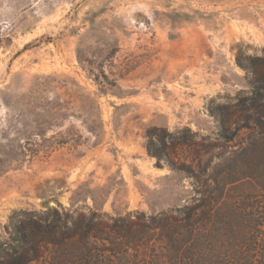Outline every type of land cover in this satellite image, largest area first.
Here are the masks:
<instances>
[{
	"label": "rangeland",
	"instance_id": "374dc122",
	"mask_svg": "<svg viewBox=\"0 0 264 264\" xmlns=\"http://www.w3.org/2000/svg\"><path fill=\"white\" fill-rule=\"evenodd\" d=\"M263 57L264 0H0V264L47 207L140 229L29 264H264L204 216L264 208Z\"/></svg>",
	"mask_w": 264,
	"mask_h": 264
},
{
	"label": "trees",
	"instance_id": "16d2710c",
	"mask_svg": "<svg viewBox=\"0 0 264 264\" xmlns=\"http://www.w3.org/2000/svg\"><path fill=\"white\" fill-rule=\"evenodd\" d=\"M238 65L244 70H251L253 76L249 80L252 96L247 101L251 102L254 108L264 107V103H260L264 101V57L250 60L248 65L238 60ZM258 123L261 127L264 126V123L260 119H258ZM223 130L225 131L226 128L223 127ZM198 208H193L186 214V219L189 218L188 223L192 225L182 230L190 237H194L196 229L193 226L197 225V220H190L192 217L198 216ZM98 216L97 213H92L89 220H87L84 214L74 216V214L64 208L60 210L56 207H47L39 215L13 225L11 236L12 240L18 245L12 247V255L7 253L5 256L7 258L13 257L12 264H29L43 258L48 248L69 250L73 247L76 251L89 250V241L97 239L105 233L111 232L127 236L140 229V225L137 222L124 217L115 218V222L118 223L120 221L122 225L107 229L102 223L94 222V219ZM204 216L216 225L224 223L225 228H217L215 231L218 234L224 231L223 233L221 232V235L224 234L223 237L234 235L231 237L236 241L241 237L246 239L247 236L252 237L254 246L255 248L257 247L254 251L258 252V247H260L259 242L263 240L259 238L261 230H257L255 227H262L264 225V208L261 211H253L238 204H226L223 209L219 208L216 211L211 209L204 212ZM214 216H219L220 219L214 221L212 219ZM167 217L164 215L165 219ZM235 218L239 219L237 223H234L232 220ZM154 222L160 225L162 222L165 223L166 220L156 223L157 220L154 219ZM153 229L150 228L149 230L152 231ZM254 241H256V244ZM20 251V257L15 259L14 256L20 253Z\"/></svg>",
	"mask_w": 264,
	"mask_h": 264
}]
</instances>
